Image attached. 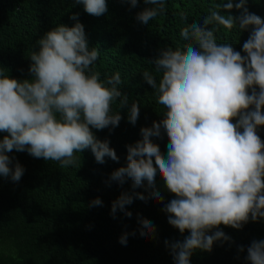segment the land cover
<instances>
[{
    "label": "clouds",
    "instance_id": "obj_1",
    "mask_svg": "<svg viewBox=\"0 0 264 264\" xmlns=\"http://www.w3.org/2000/svg\"><path fill=\"white\" fill-rule=\"evenodd\" d=\"M74 2L91 16L107 12L106 0ZM127 2L135 7L138 0ZM144 2L153 7L137 13L136 19L148 25L165 11V0ZM246 3L216 4L203 18V26L192 23L180 30L189 41L183 49H163L150 62L161 74L159 81L147 70L142 78L156 91L163 119L140 129L141 139L126 145V166L110 174L119 185L130 178L133 188L150 190L158 203L164 198L157 190V176L163 180L174 196L162 209L168 223L181 234L189 233L183 241H165L175 264H190L194 251L210 252L215 242L230 240L221 225L240 229L249 219L264 220V141L257 134L258 126H264V19L250 13ZM233 8L240 10L239 16L221 14ZM220 28L250 30L244 55L228 42H217ZM37 44L38 50L29 56V79L10 78L0 71V133H6L0 138V177L21 179L23 167L7 154L13 151H26L61 167L75 166V154L87 149L99 164L106 157L118 162L109 141L97 139L92 129L119 126L122 117L119 111L113 113L112 104L128 105L119 87L120 73L100 80L92 70L100 53L89 48L78 21L71 27H54ZM138 116L134 102L129 123L135 125ZM162 134L168 140L166 156L151 139ZM135 196L145 199L141 193ZM132 202V195L121 193L111 204L113 217L117 210L131 217L125 206ZM102 205L99 198L90 202ZM139 223L141 236L155 233L151 221ZM127 237L122 234L119 242L126 245ZM246 259L264 264V240L251 242Z\"/></svg>",
    "mask_w": 264,
    "mask_h": 264
},
{
    "label": "trees",
    "instance_id": "obj_2",
    "mask_svg": "<svg viewBox=\"0 0 264 264\" xmlns=\"http://www.w3.org/2000/svg\"><path fill=\"white\" fill-rule=\"evenodd\" d=\"M227 2L165 0V11L144 25L136 15L153 7L144 0H138L135 7L127 0H106L107 12L99 17L87 14L74 0H0V71L5 75L29 79V56L38 50L37 41L58 25L71 27L78 21L84 26L89 48L100 53L92 70L100 74L101 81L119 72L120 90L128 96L126 107L119 108L118 101L112 104L113 113L119 111L122 117L118 127L92 129L97 139L109 141L118 162L106 157L105 163L99 164L90 149L76 153L77 164L68 167L34 158L26 151L7 153L24 173L18 182L0 177V264H175L165 241H183L189 233L181 234L168 223L162 209L174 196L163 180L157 176V190L164 198L158 203L150 190L133 188L130 178L119 185L110 180V174L126 166V145L141 139L140 129L163 119L164 107L157 103V93L142 73L147 70L159 81L161 74L150 62L163 49H183L189 41L180 36V30L192 23L203 26L209 9ZM246 7L264 19V0H247ZM73 14L76 20L70 18ZM221 14L239 16L240 10L222 9ZM249 32L220 28L215 35L218 43L228 42L244 55L242 46ZM134 102L139 106L135 125L127 118ZM261 111L264 113V108ZM257 134L264 141V126H258ZM4 135L0 133V138ZM151 139L166 156V135ZM121 193L133 196V202L125 206L131 217L117 210L114 218L110 212ZM135 193L145 199H138ZM95 198L103 205L90 206ZM141 219L152 222L153 235H140ZM220 230L230 240L215 242L210 252L194 251L190 264H249L247 248L253 240H264L262 219H249L240 229L221 225ZM125 233L127 243L122 245L119 237ZM240 247L244 251H239Z\"/></svg>",
    "mask_w": 264,
    "mask_h": 264
}]
</instances>
